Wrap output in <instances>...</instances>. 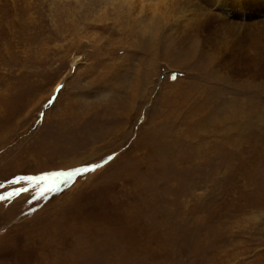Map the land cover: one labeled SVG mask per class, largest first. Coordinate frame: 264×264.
I'll return each instance as SVG.
<instances>
[{"label":"rangeland","instance_id":"rangeland-1","mask_svg":"<svg viewBox=\"0 0 264 264\" xmlns=\"http://www.w3.org/2000/svg\"><path fill=\"white\" fill-rule=\"evenodd\" d=\"M262 24L264 0H0V264H264Z\"/></svg>","mask_w":264,"mask_h":264},{"label":"snow or ice","instance_id":"snow-or-ice-1","mask_svg":"<svg viewBox=\"0 0 264 264\" xmlns=\"http://www.w3.org/2000/svg\"><path fill=\"white\" fill-rule=\"evenodd\" d=\"M173 78H174V77H173ZM87 171H89L88 168H80V169H76V170H75L76 173H82V172H87ZM73 174H74V173H70V174H68V176L65 178V183L67 182L68 179L71 178V176H72ZM18 179H27V180H31V179H34V178H32V177H20V178H18ZM10 195H11V194H10Z\"/></svg>","mask_w":264,"mask_h":264},{"label":"bare ground","instance_id":"bare-ground-1","mask_svg":"<svg viewBox=\"0 0 264 264\" xmlns=\"http://www.w3.org/2000/svg\"><path fill=\"white\" fill-rule=\"evenodd\" d=\"M140 3V2H139ZM159 3V2H158ZM163 3V2H162ZM142 4V3H141ZM140 5V4H139ZM151 7V6H150ZM139 8V7H138ZM145 8V7H144ZM261 26H263L264 27V24H262ZM256 56V55H255ZM252 58V57H251ZM250 58V60H252L253 61V59H251ZM244 59V58H243ZM255 59H256V57H255ZM258 62H259V59H258ZM250 65H255L253 62H250ZM249 65V66H250ZM258 65V64H257Z\"/></svg>","mask_w":264,"mask_h":264}]
</instances>
